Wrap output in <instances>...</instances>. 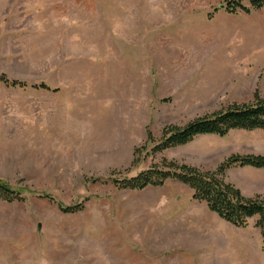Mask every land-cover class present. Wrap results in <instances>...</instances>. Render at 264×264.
I'll return each mask as SVG.
<instances>
[{
    "label": "rangeland",
    "instance_id": "374dc122",
    "mask_svg": "<svg viewBox=\"0 0 264 264\" xmlns=\"http://www.w3.org/2000/svg\"><path fill=\"white\" fill-rule=\"evenodd\" d=\"M226 2L0 0V75L27 83L0 80V180L23 196L0 200V264H264L256 217L236 227L173 178L112 182L165 159L207 171L264 153L263 129L151 152L150 132L264 97V7ZM262 173L225 180L256 197Z\"/></svg>",
    "mask_w": 264,
    "mask_h": 264
},
{
    "label": "trees",
    "instance_id": "16d2710c",
    "mask_svg": "<svg viewBox=\"0 0 264 264\" xmlns=\"http://www.w3.org/2000/svg\"><path fill=\"white\" fill-rule=\"evenodd\" d=\"M224 6L229 11L240 8L249 13L251 8H263L264 0H250L249 5L237 0H227L225 5H221V7ZM0 80L7 86L27 85L26 82L9 79L4 74L0 75ZM42 87L49 88L46 84ZM254 97V101L235 102L222 110L196 117L185 125H168L164 128L163 136L159 140L154 139L150 132L149 140L153 145L151 152H162L188 144L200 135L215 134L225 137L233 130H264V97L258 89ZM142 151L138 149V152ZM163 165V167L151 166L131 177L114 178L112 182L122 188L134 190L163 185L168 178L177 179L190 186L194 199L206 202L212 212L236 227H247L250 220L256 217V225L260 227L264 242V195L246 197L238 187L225 180L226 171L232 167L264 168V154L234 153L225 158L215 170L207 171L176 160L165 159ZM103 181L108 182V179ZM0 200L22 201L23 196L20 191L0 180ZM59 207L62 211L70 213L85 209L84 203L72 206L59 204Z\"/></svg>",
    "mask_w": 264,
    "mask_h": 264
},
{
    "label": "crops",
    "instance_id": "0c3cea01",
    "mask_svg": "<svg viewBox=\"0 0 264 264\" xmlns=\"http://www.w3.org/2000/svg\"><path fill=\"white\" fill-rule=\"evenodd\" d=\"M219 3H217L216 2V4H213V5H218ZM207 135H215V134H207ZM200 136H204V135H200ZM218 136V135H217ZM219 137H221V136H219ZM264 154V153H263ZM237 168H239V167H232V168H230V169H237ZM241 168H243V167H241ZM244 168H250L251 170H255V171H263V173H264V168H255V167H251V166H245ZM262 173V174H263ZM264 175V174H263Z\"/></svg>",
    "mask_w": 264,
    "mask_h": 264
}]
</instances>
